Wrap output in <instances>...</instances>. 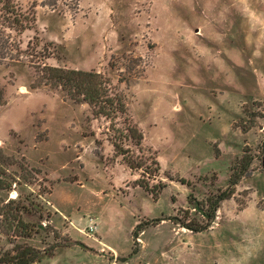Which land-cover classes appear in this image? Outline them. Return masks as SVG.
Segmentation results:
<instances>
[{
    "label": "rangeland",
    "instance_id": "374dc122",
    "mask_svg": "<svg viewBox=\"0 0 264 264\" xmlns=\"http://www.w3.org/2000/svg\"><path fill=\"white\" fill-rule=\"evenodd\" d=\"M17 1L36 4L21 48L37 36V54L47 56L41 62L107 75L126 105L116 127L126 116L137 124L141 152L159 164L150 183H166L154 200L135 185L141 171L114 154L106 118L40 83L26 53L2 61L0 147L40 172L15 184L9 176L32 174L8 166L1 177L11 187L0 197L33 201L22 216L42 228L26 244H57L54 256L42 254L38 264H264L258 160L207 229L191 232L168 219L145 224L129 257L137 219H202L189 196L204 200L224 189L243 147L256 152L264 140V116L245 133L237 127L247 120L244 106L264 113V0H51L55 8L43 4L50 0ZM123 146L138 153L130 140ZM182 209H189L186 216ZM11 246L0 231V253Z\"/></svg>",
    "mask_w": 264,
    "mask_h": 264
},
{
    "label": "trees",
    "instance_id": "16d2710c",
    "mask_svg": "<svg viewBox=\"0 0 264 264\" xmlns=\"http://www.w3.org/2000/svg\"><path fill=\"white\" fill-rule=\"evenodd\" d=\"M43 4L51 8L56 7V1L50 0ZM35 6L36 4H32L23 7L17 0H0V63L5 60H18L23 53H26L30 57L28 59L30 65L40 72L38 75L40 83L59 88L69 99L76 103H87L94 117L102 116L106 118L109 121L108 131L110 135L108 139L112 144L114 154L121 155L122 160L130 169L141 171V176L134 181L135 185L142 188L156 200L158 189L161 190L166 184L159 179H157V183H150V180L156 179L158 175L159 164L154 156H146L141 152L139 147L143 136L136 123L126 116L124 117L123 128L116 127L115 119L118 115L126 114V105L123 95L111 85L108 76L96 70L66 68L41 62L47 56L37 54V36L26 43L25 49L21 48L20 35L24 31L33 28L35 24ZM243 112L247 116V120L241 121L237 125L243 133L255 126L254 118L256 116H264V113H254L245 106ZM126 140L132 141L138 147V153H134L128 147L123 146V141ZM98 142V140H95V143ZM96 155L102 158L100 154ZM215 155H217L216 150ZM254 160H258L261 166H264V140L261 141L256 152H252L247 145L243 147L241 155L231 166L228 183L224 189L208 194L204 200H197L192 195L189 196L191 208L202 219L187 220L175 214L166 218L155 217L145 223L137 222L131 231L133 246L129 256L137 253V232L143 229L145 224H157L163 219H168L191 232H201L207 229L216 216L215 213L219 203L229 198L234 193L235 186L241 178L248 176L253 170L251 164ZM10 165H17L21 172H25V175L32 174L30 180H28V176L19 177L18 179L9 176L15 184L31 182V179H35L33 174L40 172L38 168L20 163L14 155L4 154L0 147V189L8 190L11 187L12 182L10 183V181L1 177L8 171L7 168ZM177 180L185 183V179L182 177ZM156 187L157 189H155ZM46 191L49 192V190ZM16 196L17 199L13 197L7 200L0 197V231L7 235L12 243L9 249L0 253V264H36L42 254H53V249L57 244H51L40 249L16 240V237L20 236L30 237L42 228V224L27 221L22 216L23 213L30 212L34 205L33 201L25 203L19 199V194ZM188 210L182 209L180 211L186 216ZM39 216H41L40 213ZM53 234L56 235L54 230Z\"/></svg>",
    "mask_w": 264,
    "mask_h": 264
},
{
    "label": "crops",
    "instance_id": "0c3cea01",
    "mask_svg": "<svg viewBox=\"0 0 264 264\" xmlns=\"http://www.w3.org/2000/svg\"><path fill=\"white\" fill-rule=\"evenodd\" d=\"M219 207V206H218ZM217 210V209H216ZM92 221V220H91ZM140 220L139 219H137L135 222L137 223V222H139ZM92 222H95V221H92ZM49 223H51V224H54L53 223V217H51L50 219H49ZM135 223V224H136ZM54 226H55V224H54ZM18 238H23V241L22 242H24V243H29V241H28V239H29V237H23V236H20V237H18ZM113 248V247H112ZM113 250L114 251H116L114 248H113ZM138 252V251H137ZM136 254V253H135ZM43 256H46V255H43ZM47 256H50V255H47ZM51 256H54V254H51ZM130 257V256H129ZM40 258V257H39ZM39 261V260H38ZM38 261L36 262L37 264H38Z\"/></svg>",
    "mask_w": 264,
    "mask_h": 264
},
{
    "label": "built area",
    "instance_id": "2783aa9c",
    "mask_svg": "<svg viewBox=\"0 0 264 264\" xmlns=\"http://www.w3.org/2000/svg\"><path fill=\"white\" fill-rule=\"evenodd\" d=\"M87 228L93 232L96 229V225L95 223H90Z\"/></svg>",
    "mask_w": 264,
    "mask_h": 264
}]
</instances>
